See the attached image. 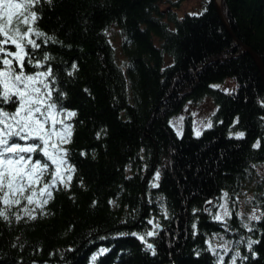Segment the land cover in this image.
Masks as SVG:
<instances>
[{
    "label": "trees",
    "instance_id": "trees-1",
    "mask_svg": "<svg viewBox=\"0 0 264 264\" xmlns=\"http://www.w3.org/2000/svg\"><path fill=\"white\" fill-rule=\"evenodd\" d=\"M182 1H169L164 9L162 0L41 5L40 29L62 42L41 51L54 57L56 87L67 94L63 107L77 112L66 146L77 171L70 190L53 192L46 215L37 211L36 220L17 222L14 207L11 222L0 218V264H215L207 242L223 255L226 241L232 249L226 264L236 250L248 257L237 264H264V219L251 221L249 232L242 227L248 221L238 215L247 180L259 181L254 202L257 215L264 212L258 172L264 166V80L256 60L237 43L264 65V0H221L237 40L213 0H201L199 13L184 12ZM113 25L123 37L122 63L109 36ZM73 62L79 70L69 77ZM226 80L231 88L214 86ZM206 95L217 104L213 127L197 137L188 120L177 136L172 118L187 101ZM240 131L243 139L229 135ZM257 141L260 147L254 148ZM157 171L159 187L150 188ZM223 192L233 213L227 227L213 219ZM193 209H199L195 216ZM152 217L163 229L149 238L155 256L130 235L149 230ZM241 238L260 241L253 245L255 257L246 243H237ZM103 248L109 251L98 255Z\"/></svg>",
    "mask_w": 264,
    "mask_h": 264
},
{
    "label": "snow or ice",
    "instance_id": "snow-or-ice-1",
    "mask_svg": "<svg viewBox=\"0 0 264 264\" xmlns=\"http://www.w3.org/2000/svg\"><path fill=\"white\" fill-rule=\"evenodd\" d=\"M51 5L53 0H0V218L10 221L12 208H17L15 220L19 222L24 217L28 220L37 219V211L46 215L45 207L54 199L53 192L60 189L70 190L73 177L77 171L70 163V152L66 147L72 143L74 124L77 117L75 110L63 107L62 100L66 92L56 87V73L51 61L54 57L48 51H41L49 44L60 42L55 35H49L39 27L42 20V4ZM39 55V59H37ZM27 67L35 71H26ZM78 65L73 62L67 75L72 77L77 72ZM87 91V90H85ZM12 105L14 110L5 106ZM264 107V103L261 105ZM264 119V118H262ZM183 120L170 121L177 136L183 135ZM239 123L237 117L235 124ZM206 128H212L209 121ZM100 133L96 134L100 139ZM197 137L202 135L199 128L195 129ZM237 140L243 139L245 133L240 131L229 133ZM254 148L260 147L257 141ZM84 156L86 153L81 152ZM160 172L154 174L150 188H158ZM83 182L81 181V186ZM219 209L213 219L225 227L232 219L233 213L229 209V193L223 192ZM113 204L114 201H109ZM211 205L213 201H206ZM96 201L92 206L95 207ZM163 207V206H162ZM199 209H193L195 216ZM204 211L211 214V208ZM23 213V216L19 214ZM241 215L242 214H238ZM165 219L169 218L168 211L163 209ZM264 219V212L257 215V210L247 217L248 223H242L247 231H254L251 221ZM150 229L143 232L130 233L144 246V251L155 256V244L149 238H156L163 231L161 224L155 217L148 218ZM193 235H196L197 225L192 224ZM208 243V251L217 257L215 264H226L224 257L232 251L230 242L226 241L222 247L223 255L217 247ZM237 243H246L249 252H253V245L259 240L241 238ZM109 249H100L98 255L107 253ZM253 257L255 253L253 252ZM94 262L97 255L91 257ZM236 250L230 257L228 264H237V260H247Z\"/></svg>",
    "mask_w": 264,
    "mask_h": 264
},
{
    "label": "rangeland",
    "instance_id": "rangeland-1",
    "mask_svg": "<svg viewBox=\"0 0 264 264\" xmlns=\"http://www.w3.org/2000/svg\"><path fill=\"white\" fill-rule=\"evenodd\" d=\"M164 5L162 6V9H164L168 4L169 1H175V0H162ZM184 3V12L189 13H199L201 11V0H183ZM110 40L112 42V45L114 46L116 56L118 58V61L122 63L123 61V53H122V40L123 37L121 35L119 27L116 25H113L111 30L109 31ZM215 87H229L231 88L232 82L231 80H226L225 83H219L215 84ZM217 111V104L214 101L213 97L210 95L204 96L200 101L198 102H192L187 101L182 108L181 112L176 114L172 121H177L181 116L184 117L183 120V131L184 127L186 125V122L189 120L191 122V128L192 132L195 135V129L199 128L201 132H203L206 127V125L209 121L213 125V116L215 115ZM196 136V135H195ZM258 172L263 176L264 178V166H261L258 168ZM258 180H247L244 184V186L241 189L240 195L238 196L239 201V211L240 214L243 215L246 221L247 217H249L253 210H258L257 204L254 202V192L260 191L258 188ZM223 201H221L222 203ZM229 205V202H228ZM230 209V205H229ZM220 211L219 206L217 208V212Z\"/></svg>",
    "mask_w": 264,
    "mask_h": 264
},
{
    "label": "water",
    "instance_id": "water-1",
    "mask_svg": "<svg viewBox=\"0 0 264 264\" xmlns=\"http://www.w3.org/2000/svg\"><path fill=\"white\" fill-rule=\"evenodd\" d=\"M214 1V4H215V8H216V11H217V15L218 17L220 18V20L222 21V23L224 24V26L226 27L227 31L231 34V36L235 39L236 37L234 36V34L231 32L225 18H224V15H223V11H222V3H221V0H213ZM237 43L239 45H241L257 62L258 66H259V69L262 73V76H263V80H264V65L262 63V61L260 60L259 56L257 54H255L249 47L247 46H244L242 43L238 42L237 40Z\"/></svg>",
    "mask_w": 264,
    "mask_h": 264
}]
</instances>
